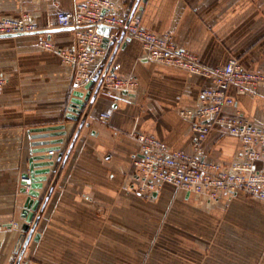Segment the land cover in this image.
<instances>
[{"label": "crops", "instance_id": "obj_1", "mask_svg": "<svg viewBox=\"0 0 264 264\" xmlns=\"http://www.w3.org/2000/svg\"><path fill=\"white\" fill-rule=\"evenodd\" d=\"M85 1L0 0V17L19 19L26 14L46 30L0 37V75L6 80L0 90V264H12L20 248L21 211L27 197L21 181L32 143L56 139L64 142L41 147H60L59 151L38 154L52 155L54 161L38 190L41 197L53 188L34 233L39 237L31 239L22 258L28 264H264V236L259 237L255 221L264 215V202L241 193L209 202L169 184H162L149 199L135 190L134 162L141 153L135 135L152 136L170 150L191 154L199 120L181 112L204 106L201 91L213 85L211 78L146 61L141 42L125 37L109 71L134 78L137 87L127 94L99 91L86 118L88 125L66 156L87 109L77 121L66 119L73 67L42 49L38 40L46 37L57 49L73 51L75 32L57 30L56 17ZM108 1L114 14L128 17L136 0ZM134 16L143 28L170 35L177 49L194 55L208 70L222 68L234 58L243 69L264 74V0H140ZM108 61L91 66L92 80L99 79ZM79 90L85 92L84 87ZM228 94L235 104L225 108L224 115L239 114L264 129V84L243 94L231 87ZM102 113L110 115L109 121L100 120ZM57 125H64V130L49 133L66 135L32 138L40 134L32 129ZM59 152L62 158L57 162ZM202 158L230 169L243 162L244 154L237 138L215 127L203 144ZM252 200L254 253L245 252L242 239L177 234L179 204L188 207L199 201L242 208ZM166 215L169 221H164Z\"/></svg>", "mask_w": 264, "mask_h": 264}, {"label": "built area", "instance_id": "obj_2", "mask_svg": "<svg viewBox=\"0 0 264 264\" xmlns=\"http://www.w3.org/2000/svg\"><path fill=\"white\" fill-rule=\"evenodd\" d=\"M114 5L108 0H86L72 11L58 13L56 26L70 28L75 32L76 48L73 51L60 50L46 37L38 40V45L56 53L62 62L73 67L72 89L79 90L92 80L91 66H103L110 57L113 45L123 32L124 38L141 42L142 59L168 67L179 68L193 74L209 77L213 85L201 91L204 106L196 111L185 110L181 115L197 118L196 138L191 154L170 150L168 146L149 135H135L141 148L135 160L138 184L136 192L149 199L162 184L203 196L209 202L217 201L221 195L244 194L264 202V129L252 126L239 114L226 116L225 108L232 107L235 101L228 91L236 93L254 89L264 84V74L242 68L237 59H230L222 68L208 70L191 53L177 49L168 34L157 35L140 25V19L132 16L119 17L114 14ZM112 28L108 42L97 31L98 26ZM41 29L28 15L19 19L0 17V35L37 33ZM123 38V39H124ZM6 80L0 75V90ZM137 87L132 77H120L108 71L102 79L100 91L104 94L131 93ZM110 115L102 113L100 120L107 122ZM221 127L225 133L241 143L244 160L224 169L219 164L202 158L203 144L209 133ZM23 258V257H22ZM19 264H28L21 259Z\"/></svg>", "mask_w": 264, "mask_h": 264}, {"label": "water", "instance_id": "obj_3", "mask_svg": "<svg viewBox=\"0 0 264 264\" xmlns=\"http://www.w3.org/2000/svg\"><path fill=\"white\" fill-rule=\"evenodd\" d=\"M140 0H136L134 3V6L132 8L131 13L128 16L127 21L130 20V18L134 15L135 10L138 7ZM31 20V19H30ZM32 21V20H31ZM70 28H58L57 30H67ZM72 30V29H71ZM112 28L105 25H100L97 28V31L104 37L103 41L104 43L108 42V36L111 32ZM39 32H46V30H42ZM38 33V32H37ZM24 34H14V35H0V37H11V36H19ZM124 38V33L122 32L118 39L111 42L110 44L115 46V49L113 53L109 57V61L101 73L99 79L90 80L88 83L85 84L84 91L80 90H73L72 96L70 97V100L67 104V110L65 117L68 120L77 121L78 116L81 114V112L86 108L87 111L84 113L82 119L80 120L76 133L71 140L69 149L67 151L66 156L70 152L75 140L77 139L78 134L80 133L81 129L84 126H87L86 118L89 112V109L93 105L94 101L97 98V95L100 91L101 83L103 76L109 71L110 63L114 57L115 52L119 48L122 40ZM96 84V87L94 90H92L93 85ZM127 94V93H125ZM64 125H57V126H49V127H41V128H34L31 130V132L40 133L37 135H33V139L38 138H46V137H53V136H64L66 135L65 131H61L58 133H49L54 132L56 130H64ZM68 139L66 140V142ZM63 139H56L52 141H41V142H33L32 146L33 149L30 150L31 156L28 159V168L27 172L22 174V181L21 185L23 188L21 189L22 193H26L27 197L23 203L22 211H21V218L23 219V224L20 228L21 234H20V248L16 252L17 255L15 257V261H13L12 264H19L20 260L22 259L25 249L27 248L29 242L32 238L35 240L38 239L39 235L35 234L36 227L39 223V220L41 218V215L43 213V210L46 206V203L48 201V198L51 194L53 186H51L47 192V195L45 197H41L38 190L42 189L43 182L46 181L47 177L46 175L50 173V167L54 166L53 156L52 155H38L41 153H48V152H56L60 150V147H50V148H42L41 146H44L46 144H61L63 143ZM65 156V157H66ZM62 158V152H59L56 156V161L59 162ZM64 162V159H63ZM28 188V191L26 190Z\"/></svg>", "mask_w": 264, "mask_h": 264}, {"label": "rangeland", "instance_id": "obj_4", "mask_svg": "<svg viewBox=\"0 0 264 264\" xmlns=\"http://www.w3.org/2000/svg\"><path fill=\"white\" fill-rule=\"evenodd\" d=\"M192 205V206H191ZM183 207L179 204V210L175 219L178 222L177 234L179 237H201L207 239H242L245 252L254 253V201H250L241 207H230L218 204L208 206L202 202H193ZM201 207L190 211L192 207ZM187 208V209H182ZM202 209V210H201ZM200 212V213H199ZM175 216V215H173ZM174 218V217H173ZM169 215L164 217V221H169ZM259 222L258 229L261 237L264 236V215L255 219ZM164 232H166L164 230ZM169 232V231H168ZM233 248V247H232Z\"/></svg>", "mask_w": 264, "mask_h": 264}]
</instances>
